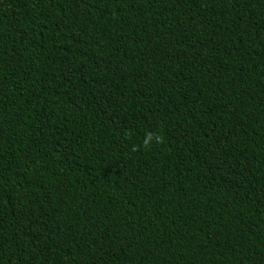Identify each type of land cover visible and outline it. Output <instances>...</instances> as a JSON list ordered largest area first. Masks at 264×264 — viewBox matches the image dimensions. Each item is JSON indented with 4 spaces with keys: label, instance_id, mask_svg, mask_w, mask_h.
Returning <instances> with one entry per match:
<instances>
[{
    "label": "trees",
    "instance_id": "trees-1",
    "mask_svg": "<svg viewBox=\"0 0 264 264\" xmlns=\"http://www.w3.org/2000/svg\"><path fill=\"white\" fill-rule=\"evenodd\" d=\"M0 264H264V0H0Z\"/></svg>",
    "mask_w": 264,
    "mask_h": 264
},
{
    "label": "clouds",
    "instance_id": "clouds-1",
    "mask_svg": "<svg viewBox=\"0 0 264 264\" xmlns=\"http://www.w3.org/2000/svg\"><path fill=\"white\" fill-rule=\"evenodd\" d=\"M163 142V137L159 134H153L152 132L146 133L143 140V148L145 150L149 149L153 144H160ZM137 150V149H134Z\"/></svg>",
    "mask_w": 264,
    "mask_h": 264
}]
</instances>
